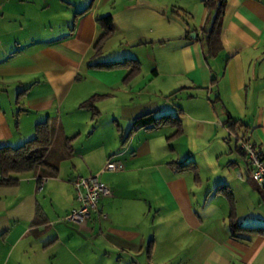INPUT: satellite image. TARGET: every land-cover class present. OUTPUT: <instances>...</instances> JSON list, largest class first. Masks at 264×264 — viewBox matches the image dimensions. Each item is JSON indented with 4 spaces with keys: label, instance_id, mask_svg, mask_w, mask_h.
Returning a JSON list of instances; mask_svg holds the SVG:
<instances>
[{
    "label": "crops",
    "instance_id": "0c3cea01",
    "mask_svg": "<svg viewBox=\"0 0 264 264\" xmlns=\"http://www.w3.org/2000/svg\"><path fill=\"white\" fill-rule=\"evenodd\" d=\"M106 13L113 32L96 53ZM206 14L202 0H0V146L48 118L58 162L44 180L38 169L0 185V264H264V235H233L215 191L231 189L240 224L264 226L234 135L264 150V0H226L214 56L200 40ZM127 57L140 62L130 78L96 66ZM92 95L95 114L81 105ZM147 112L178 116L182 131L137 128L123 141ZM110 158L118 170H103ZM182 160L195 169L169 164ZM95 173L112 194L84 222L64 219L78 205L73 179Z\"/></svg>",
    "mask_w": 264,
    "mask_h": 264
},
{
    "label": "trees",
    "instance_id": "16d2710c",
    "mask_svg": "<svg viewBox=\"0 0 264 264\" xmlns=\"http://www.w3.org/2000/svg\"><path fill=\"white\" fill-rule=\"evenodd\" d=\"M202 2L207 10V14L201 27L202 37L200 40L203 42L208 56H214L221 47L219 34L226 0H202ZM183 16L185 17L184 14ZM96 20L102 31L94 42L93 47L95 48L96 53H99L102 44L113 32V24L111 13H106L98 17ZM189 34L190 31L186 34V36L188 35V38ZM96 66L107 68L125 66L129 68V72L126 75L127 78L135 76L140 71V62L137 59L130 57L118 61L99 63ZM96 100H98V96L92 95L86 101L82 102L81 105L89 107L92 110V113L95 114ZM236 123V120L228 119V126L231 129H234ZM164 125L176 127L174 132L169 135L168 138L175 137L182 131L181 121L178 116L147 112L134 119L128 133L123 137V141L126 140L131 132L137 128L153 129ZM53 135L54 128L50 120L47 118L36 123L34 135L24 140L21 144L17 146L7 144L0 146V185H14L18 182V175L38 169L40 170L38 180H41L43 175H55L58 171V162L52 163L47 159ZM69 141L70 138L65 139V145L67 148L69 147ZM236 147L242 151L237 142ZM243 153L245 154L244 151ZM169 164L180 170L195 169L192 160L170 161ZM250 179L252 180L251 176ZM260 190L261 193L264 194V189L262 188ZM215 191L222 193L228 199L230 211L227 223L233 235L236 236L242 232L249 234L259 233L264 235V226H246L238 222L235 215L234 198L231 189L226 184L218 186Z\"/></svg>",
    "mask_w": 264,
    "mask_h": 264
},
{
    "label": "built area",
    "instance_id": "2783aa9c",
    "mask_svg": "<svg viewBox=\"0 0 264 264\" xmlns=\"http://www.w3.org/2000/svg\"><path fill=\"white\" fill-rule=\"evenodd\" d=\"M235 140L238 146L245 152L250 165V176L252 180L264 189V150L253 143L245 134L235 133ZM120 163L108 159L103 167L106 171H116ZM44 180V177L41 178ZM42 184V182H41ZM75 198L78 205L69 210L64 219L81 223L90 217L92 211L96 210L99 201L104 196L112 194L111 188L99 178V174L78 175L72 181Z\"/></svg>",
    "mask_w": 264,
    "mask_h": 264
},
{
    "label": "rangeland",
    "instance_id": "374dc122",
    "mask_svg": "<svg viewBox=\"0 0 264 264\" xmlns=\"http://www.w3.org/2000/svg\"><path fill=\"white\" fill-rule=\"evenodd\" d=\"M203 3V2H202ZM204 5V4H203ZM200 7H202V6H200ZM190 17V16H189ZM187 18V17H186ZM188 22H189V24H191V25H197V24H199V22H200V13L198 14V13H196V16H195V19H190L189 18V20H188Z\"/></svg>",
    "mask_w": 264,
    "mask_h": 264
},
{
    "label": "water",
    "instance_id": "95a60500",
    "mask_svg": "<svg viewBox=\"0 0 264 264\" xmlns=\"http://www.w3.org/2000/svg\"><path fill=\"white\" fill-rule=\"evenodd\" d=\"M191 35L194 37L195 36V33L193 32V33H191Z\"/></svg>",
    "mask_w": 264,
    "mask_h": 264
}]
</instances>
